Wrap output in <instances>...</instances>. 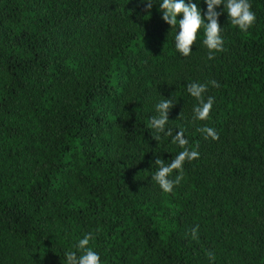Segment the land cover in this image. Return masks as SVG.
<instances>
[{
    "label": "trees",
    "instance_id": "16d2710c",
    "mask_svg": "<svg viewBox=\"0 0 264 264\" xmlns=\"http://www.w3.org/2000/svg\"><path fill=\"white\" fill-rule=\"evenodd\" d=\"M250 4L244 32L217 9L209 60L202 32L179 55L140 0H0V264H65L85 233L102 264H264V0ZM163 98L198 152L169 193L151 180L181 150L151 137Z\"/></svg>",
    "mask_w": 264,
    "mask_h": 264
},
{
    "label": "clouds",
    "instance_id": "9594fccd",
    "mask_svg": "<svg viewBox=\"0 0 264 264\" xmlns=\"http://www.w3.org/2000/svg\"><path fill=\"white\" fill-rule=\"evenodd\" d=\"M145 11H150L154 5L158 6L161 11V19L170 26L175 28L173 39L174 48L181 56H189L192 52L190 46L197 39L198 31L202 32L203 39L201 43L208 50L207 58L213 59L214 53L224 50L223 26L218 23L220 12L218 8L223 6V12L230 19L239 31L244 32L250 29L255 22V13L251 10L250 0H203L206 6L203 10L198 7L200 0H159L158 4H154L153 0H140ZM179 16V19L177 17ZM212 86H217L215 81L209 82ZM207 90L205 83L192 82L187 85L188 94L193 97L197 103L192 108L194 120H206L212 109L213 99L211 96L207 99L203 98V94ZM174 103L170 98H163L154 104L156 115L149 118V127L153 139H160L161 134L171 136L172 142L177 144L181 150L167 164L164 160L156 156L154 165L156 170L151 175L156 185L164 193L173 190L174 185H178L182 179L183 164L186 161H192L198 157V152L185 147L188 141L183 131L178 130L172 135L171 130L166 127L168 120V112ZM204 138L216 140L218 135L211 127H203L200 129ZM173 170L176 175L172 178ZM192 237L196 238V230H192ZM93 239L91 233H85L73 245L74 251L65 250L63 255L65 264H102L100 254L91 246L90 241ZM211 258V253L208 254Z\"/></svg>",
    "mask_w": 264,
    "mask_h": 264
}]
</instances>
